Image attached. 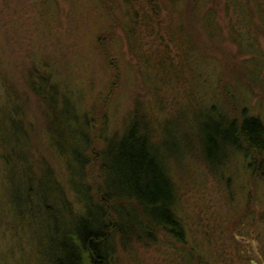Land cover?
Returning a JSON list of instances; mask_svg holds the SVG:
<instances>
[{"label":"rangeland","instance_id":"1","mask_svg":"<svg viewBox=\"0 0 264 264\" xmlns=\"http://www.w3.org/2000/svg\"><path fill=\"white\" fill-rule=\"evenodd\" d=\"M35 1L2 0L0 8V105L6 90L19 93L30 142L21 138L18 151L33 165L44 161L65 178L48 146L45 116L28 85L30 74L43 68L42 63L50 65L60 86L75 92L83 110L101 111L96 118H106L108 136L120 130L138 106L154 115L157 127L160 121L179 118L180 111L188 112L191 104L204 107L224 99L230 109L246 107L264 124V0H243L244 8L237 0H180L179 15L172 11L176 2L159 0L160 15L150 13L156 24L143 27L132 39L121 0L117 10L113 4L117 14L108 19L96 0H54L52 16L41 18ZM177 21L180 33L174 31ZM184 38L191 41V50L183 56L188 46ZM212 39L218 44H211ZM196 52L204 56L199 65ZM168 53L175 63L157 66L158 54L170 60ZM165 67L174 69L163 74L164 79H155L156 68ZM230 98L234 104H228ZM196 150L181 152L182 160L176 157L171 168L184 242L159 234L155 244L118 248L117 264H188L189 259L190 264H264V175L248 165L254 156L247 160L238 153L220 169L210 170ZM1 185L11 186L0 171ZM3 194L1 187L0 261H43L36 245L44 234L41 223L13 224L15 214Z\"/></svg>","mask_w":264,"mask_h":264},{"label":"trees","instance_id":"2","mask_svg":"<svg viewBox=\"0 0 264 264\" xmlns=\"http://www.w3.org/2000/svg\"><path fill=\"white\" fill-rule=\"evenodd\" d=\"M53 1H35L40 18L53 13ZM171 1L176 2L172 11L179 15L180 0ZM237 1L245 7L243 0ZM96 2L101 3L107 19L117 14V0ZM121 2L130 21V39L143 27L156 24L155 15L150 17V13L157 11L160 15L161 1ZM247 12L251 19L252 13L246 9V17ZM253 15L257 17L255 11ZM208 16L212 18L209 12ZM174 31L181 32L178 21ZM183 41L188 44L184 56L191 50V41ZM211 44L218 43L212 39ZM203 53L196 52L198 65L204 59ZM164 55L158 54L157 66L165 61L167 67L175 63L170 54V60ZM41 66L46 67L43 63ZM47 67L36 68L28 85L38 99L39 113L45 116L48 146L63 168V180L44 161L33 165L19 153L20 139L30 142L19 93L6 90L0 105V171L5 184L11 185L10 189L0 186V201L3 203L2 187L10 210L18 217L12 214L13 224L41 223L44 234L36 245L37 257L43 255L44 259L36 264H117L119 249L155 244L159 234L183 243L185 228L176 214L179 194L171 173L173 162L176 157L182 160L183 151L189 154L197 149L210 170L220 169L235 154L241 153L247 160L253 155L248 165L258 167L264 175V124L246 107L232 110L225 99L204 107L191 104L188 112L180 111L179 118L160 121L155 127L154 115L138 106L127 115L122 128L108 136L103 124L106 118H96L101 111L83 110L75 92L60 86L49 64ZM170 69L174 68H156L155 79H164L163 74L170 73ZM233 101L230 98L228 104ZM95 140L100 142L97 147ZM0 264H6L5 260Z\"/></svg>","mask_w":264,"mask_h":264},{"label":"flooded vegetation","instance_id":"3","mask_svg":"<svg viewBox=\"0 0 264 264\" xmlns=\"http://www.w3.org/2000/svg\"><path fill=\"white\" fill-rule=\"evenodd\" d=\"M189 260H190V259H189ZM189 260H188V261H189Z\"/></svg>","mask_w":264,"mask_h":264}]
</instances>
